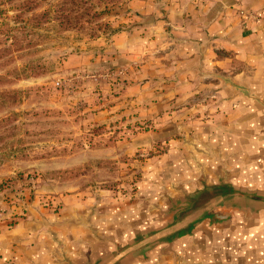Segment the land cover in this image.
<instances>
[{"label": "crops", "instance_id": "1", "mask_svg": "<svg viewBox=\"0 0 264 264\" xmlns=\"http://www.w3.org/2000/svg\"><path fill=\"white\" fill-rule=\"evenodd\" d=\"M144 3L142 23L113 36L118 55L135 62L134 85L149 88L153 108L178 103L162 117L185 114L199 92L210 116L195 132L196 159L172 165L180 184L235 191L185 212L148 190L135 206L38 211L0 227V264H264V0ZM191 139L182 125L178 145L187 149ZM210 146L212 157L203 153Z\"/></svg>", "mask_w": 264, "mask_h": 264}, {"label": "rangeland", "instance_id": "2", "mask_svg": "<svg viewBox=\"0 0 264 264\" xmlns=\"http://www.w3.org/2000/svg\"><path fill=\"white\" fill-rule=\"evenodd\" d=\"M142 1L29 0L17 9L23 0H0V227L178 190L183 173L172 165L196 159L195 132L210 116L199 92L185 114L162 117L178 103L153 108L149 88L134 85L135 62L118 55L113 36L142 23Z\"/></svg>", "mask_w": 264, "mask_h": 264}, {"label": "water", "instance_id": "3", "mask_svg": "<svg viewBox=\"0 0 264 264\" xmlns=\"http://www.w3.org/2000/svg\"><path fill=\"white\" fill-rule=\"evenodd\" d=\"M194 175L195 173L193 174V176ZM202 176L203 175H201L200 178L197 180H200ZM178 185L181 191L180 196L178 195V197L175 198L174 196H169L168 194L165 195L167 201L166 203H169L170 207H172L173 209H177L178 212H185L189 208L199 205L209 197L213 196L214 192H217L219 194V192L231 193L235 191V187L232 184H220L219 191L216 188H214L213 190V184H203V186L198 189H195L196 187L191 188L192 185H188L185 182ZM238 187L242 190L252 189L248 186ZM225 218H227V216L216 218L211 217L209 220L210 222H217L225 220Z\"/></svg>", "mask_w": 264, "mask_h": 264}, {"label": "trees", "instance_id": "4", "mask_svg": "<svg viewBox=\"0 0 264 264\" xmlns=\"http://www.w3.org/2000/svg\"><path fill=\"white\" fill-rule=\"evenodd\" d=\"M24 2H23V4H16L14 7H16L17 9H22L21 8V6L22 5H24V4H27V2L29 1V0H23ZM21 5V6H20ZM20 7V8H19ZM37 15L38 14H34L33 16H32V18H35V17H37ZM40 15H42V14H40ZM39 16V15H38ZM37 24V23H36ZM29 25H32V24H29ZM25 26H26V24H25ZM14 41V40H13Z\"/></svg>", "mask_w": 264, "mask_h": 264}]
</instances>
